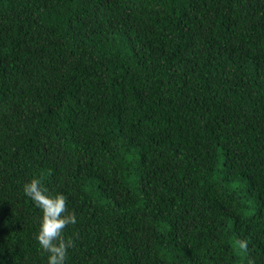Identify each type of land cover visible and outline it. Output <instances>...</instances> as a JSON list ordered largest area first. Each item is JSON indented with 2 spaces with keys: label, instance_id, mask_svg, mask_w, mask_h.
I'll return each mask as SVG.
<instances>
[{
  "label": "trees",
  "instance_id": "obj_1",
  "mask_svg": "<svg viewBox=\"0 0 264 264\" xmlns=\"http://www.w3.org/2000/svg\"><path fill=\"white\" fill-rule=\"evenodd\" d=\"M34 175L65 264H264V0H0V264Z\"/></svg>",
  "mask_w": 264,
  "mask_h": 264
},
{
  "label": "clouds",
  "instance_id": "obj_2",
  "mask_svg": "<svg viewBox=\"0 0 264 264\" xmlns=\"http://www.w3.org/2000/svg\"><path fill=\"white\" fill-rule=\"evenodd\" d=\"M23 191L41 212L35 240L39 248L47 253L46 264H65L68 249L73 247V239L65 237L63 230L77 223L75 213L67 210L65 194H50L37 175L23 185ZM246 246V241H239V247Z\"/></svg>",
  "mask_w": 264,
  "mask_h": 264
}]
</instances>
